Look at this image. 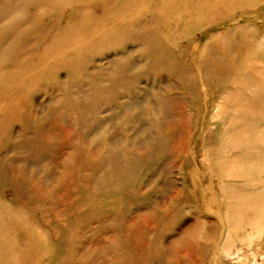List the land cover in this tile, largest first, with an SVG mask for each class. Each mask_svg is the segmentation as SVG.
I'll return each instance as SVG.
<instances>
[{"label": "rangeland", "instance_id": "obj_1", "mask_svg": "<svg viewBox=\"0 0 264 264\" xmlns=\"http://www.w3.org/2000/svg\"><path fill=\"white\" fill-rule=\"evenodd\" d=\"M0 264H264V0H0Z\"/></svg>", "mask_w": 264, "mask_h": 264}]
</instances>
